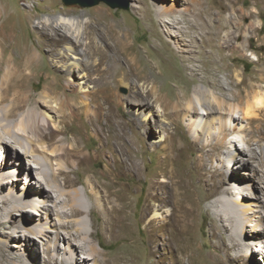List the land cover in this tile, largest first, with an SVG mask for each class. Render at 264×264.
Here are the masks:
<instances>
[{
  "label": "bare ground",
  "instance_id": "bare-ground-1",
  "mask_svg": "<svg viewBox=\"0 0 264 264\" xmlns=\"http://www.w3.org/2000/svg\"><path fill=\"white\" fill-rule=\"evenodd\" d=\"M148 1L150 7L160 4L158 0H152V4ZM163 7L156 16L163 19L158 21L166 28L165 34L173 37L175 31L170 27L177 26L179 34L185 37H177L181 62H178V67L170 69L179 78L172 87L181 94H172L174 97L165 104V110L170 107L176 111L179 108L185 110L191 117L189 128L196 141L214 138L217 128L213 115L224 110L228 111L226 117L229 120L239 123L244 118L233 113L240 109L252 127L250 139L245 140L246 146L236 145L230 155L233 172L214 169L198 176L208 187V197L214 198V220L216 230L222 236L220 247L223 254L212 251L203 263L197 259L196 263L227 264L231 261L241 264L243 256L248 264H260L256 261V253L260 252L258 243H264V156L257 155L250 142L255 135L258 141L263 138L261 126L264 118L261 112H264V91L256 90L259 86L252 81L253 78L245 83L242 74L231 68L227 63L228 57L224 55L225 50L244 52L251 46L235 44V36L242 33V27L230 28L214 23L211 13L206 14L203 23H192L185 28L174 18L175 8ZM33 19L29 8L19 9L8 0H0V212L11 213V220L2 226L0 235L8 238L7 230L15 229L19 232L16 237H23L25 241L36 239L31 235H37V221L40 219L36 215L49 214L55 219V235L38 232L41 238L49 239L45 248V264H135L134 256L123 255L118 252L119 248L112 254L104 250L112 241L127 240L133 234L128 223L132 203L119 180L124 175L142 173L138 162L140 150L126 144V125L120 123L114 113L120 97L116 85L130 81L134 76L138 80L147 79L148 74L159 76L161 64L169 67L168 62L175 65L177 61L169 56L165 61L153 60L151 52L146 50L144 62L143 56L136 53L130 44V34L115 26L108 25L100 33L106 42L103 48L94 38V29H83L82 22L70 20L69 30H73L70 33L59 21H41L35 25ZM25 31L33 35V40L30 37L23 39ZM196 39L210 47L205 59L195 55ZM85 40L87 42L83 43ZM156 42L159 41L154 38L151 44L157 53L155 57L165 48L154 44ZM72 54L82 59L71 63ZM96 56L100 59L95 60ZM122 58L127 63L124 66L121 65ZM47 59H51L53 64H49ZM44 67L48 73L37 95L32 85ZM261 67V75L255 80L258 83H264V62ZM219 74L224 77L218 78ZM182 75L191 76L192 83L199 77L207 79L209 85L197 86L191 96L185 95L190 86L180 79ZM153 82L152 94L156 96V102H162L156 80ZM216 91L220 94L217 95ZM243 91L246 92L245 97ZM237 99L239 106L230 103ZM142 106L148 107L149 104L145 101ZM83 116L84 125L89 126L88 135L99 139L100 147L97 149L90 150L87 139L81 143L84 126L77 122H81ZM257 121H261L258 126L254 124ZM139 124L137 121L136 125ZM115 149L121 151L123 158L120 163L112 165ZM221 149L220 142L203 144L199 149L203 152L199 164L204 166L214 156L220 157ZM9 157H12L15 170H8ZM106 157L108 161L103 162ZM244 158H247L246 164ZM102 163L103 169L92 168ZM25 171L29 172V177L20 187L19 181ZM30 176L35 179H30ZM79 186L84 188L85 194ZM190 187L193 189L194 184L179 178L171 169L164 175L156 173L149 179L147 203L140 215L141 221L150 218L147 228L149 246L153 247L152 244L157 242L155 233L160 229V214L155 201H158L163 188L164 193L172 189L176 192L172 215L181 229L180 233L185 235L195 229L192 222L195 209L188 194ZM235 193L241 195L233 198ZM245 197L255 199L257 209L245 208ZM250 214L254 217L250 218ZM87 215L92 222L87 220ZM99 215L102 217L100 224ZM100 234L111 242L98 239ZM6 243L0 241V264H42L34 262L32 254L25 256L12 252ZM131 243L136 244L137 241ZM149 256L155 257L150 264H160L159 251L152 249ZM187 257L189 264H196L195 253ZM262 257L264 259V255ZM181 258H177L176 264Z\"/></svg>",
  "mask_w": 264,
  "mask_h": 264
},
{
  "label": "rangeland",
  "instance_id": "rangeland-1",
  "mask_svg": "<svg viewBox=\"0 0 264 264\" xmlns=\"http://www.w3.org/2000/svg\"><path fill=\"white\" fill-rule=\"evenodd\" d=\"M8 1L19 9L29 8L31 14L34 15L33 21L35 25L40 24L41 21H46L48 23L59 21L63 25V28L71 33L73 30H69V21L75 20L76 22H82L83 29L88 27L94 29V38L103 48H105L106 42L100 33L104 32L108 25L115 26L117 29L121 28L120 30L130 34L131 38L129 42L132 44L135 52L143 56L144 62V51L146 50L151 52V58L153 60L159 58V61H165V58L169 56L174 61H177L174 62L175 65L168 62V65H170L169 67L164 66L165 63L161 64L160 69L162 73H160L159 76H151V74H148L149 76L147 79L139 80L134 76L130 81L116 85V92L120 97L117 104L114 106V113L119 122L125 123L126 125V144L131 146V148L137 147L140 150L138 162L142 168V173L141 175L133 173L124 175V177L119 180L124 184L125 190L128 193V200L132 203L130 210L131 215L128 223H130L133 234H130L127 240L119 239L112 242L101 234L97 238L103 242H111L110 247H104L107 253L112 254L119 248L118 252H122L123 255L134 256L135 264H150L153 259H155V257L149 256L152 249L159 251L161 256L160 264H176V260L177 258L179 259V257L182 258L178 264H189L187 256H190L191 253H195L197 256L194 259V263H196V259L199 263H203L204 259L206 257L208 258L212 251H218L220 255H222L223 251L220 247L222 236L217 232L214 220V207L212 204L214 198L208 197V187L198 176L201 172L206 173V171L214 169H220L223 172H228V170L233 172V162L230 160V155L235 150L236 145L246 146L245 140L250 139L249 134L252 132V127L248 121V117H244L240 109H236L235 113H233L235 116L244 118V120L241 119L239 123L238 121L229 120V118L226 117L228 111L224 110L222 113L217 112L214 113V117L212 116L216 120L215 128H217L214 138L207 139L206 141H196L190 132L189 124L191 117L187 116V112L182 108L176 111L173 107L165 110L164 106L168 100L173 98L175 94H181L180 91H177L176 87H172L174 84L178 83L179 78L171 71V68L175 66L178 67V62H181V54L177 51V37L179 36V38L181 37L182 39L185 37L179 34L177 26H169L170 29H173L175 32L172 33L174 35L173 37L167 36V34H165L166 28L158 21L163 19H159L156 15H159L161 10L164 9L163 6H167L175 8L176 13H174V18L180 22V26L182 25L185 28L191 26L192 23H203V18L206 17L207 13L213 14L214 23L225 25L230 28L242 27V33H237L235 36V44H244L247 48L249 46H251V48L244 52H236L235 49L225 50L224 55L228 57L227 63L231 68L236 69L242 74V78L246 80L245 83L253 78L252 81L259 86L256 90L264 91V83L255 81L257 77L261 75V65H263L264 62V0H158L160 4L157 6L152 5V7L149 6L148 0H117L123 4H128L127 9L112 8L104 2L91 7H81L79 5H66L63 0ZM150 2L152 4V0H150ZM165 20L168 21L170 19ZM108 31L110 33V30ZM29 37L30 40H33V35L31 33L29 35L28 31H25L23 39L28 40L27 38ZM154 38L159 41L154 44L158 43V45L165 46L164 50L160 49L161 51L158 52L157 57H155L157 53L151 48ZM86 42V40L83 41V43ZM194 46L197 51L195 55L205 59L204 55L210 50V47L199 39H196ZM84 48L85 47H83V49ZM200 51L202 53H199ZM81 59L82 57L78 55H71V63L74 61L79 62ZM94 59L98 60L100 57L96 56ZM48 62L49 64H53L51 59L48 60ZM126 64V61L122 58L121 65L124 66ZM47 73L48 69L44 67L41 75L34 81L32 88L35 94L38 95L41 92L45 84ZM81 76H83V73ZM219 77H224V75L219 74L218 78ZM190 78L191 76L189 75L184 77L183 75L180 76L181 80L184 79V81H186H183V83L189 84L190 86L189 91L185 95L191 96L197 86L209 85L207 79L202 80V78L199 77L196 79V82L192 83ZM154 79L156 80V86L159 90L162 102H156V96L152 94ZM65 84H67V81H65ZM216 93L217 95L220 94L219 91H216ZM243 95L245 97V91H243ZM145 101L148 102V107L142 106ZM184 101H186V99H184ZM230 103L235 104V106H239L238 104H240L238 99L231 100ZM243 105H246V103ZM261 113L264 118V112ZM192 116L195 117L196 115ZM146 117H148L149 120H146ZM84 120L85 117L83 116L82 121L77 122L84 126V137L81 143L84 144L83 140L87 139L90 150L97 149L100 147L99 139L88 135L89 126L84 125ZM137 121L140 122L139 125H136ZM260 123L261 121H257L254 124L258 126ZM262 124V132L259 130L263 137L262 140L258 141V137L255 135L250 144L257 155L264 156V119ZM235 126H237L236 131H234ZM225 127H227L226 132ZM224 134H226V136ZM218 142L222 145V151H220L221 156H214L205 163L204 166L199 164V157L203 155V152L199 150L202 145L205 143L213 145ZM1 149L0 147V151ZM114 153L115 160L111 161L112 165L120 163L123 158L120 150L115 149ZM8 159L7 161L10 163L8 170H15L13 161H11L12 157ZM244 159L245 161L243 162L246 164L247 158ZM102 161L107 162L108 157L105 159L103 158ZM103 166L102 163L98 166L93 165L92 168L94 170L103 169ZM169 169L173 170L179 178L188 180L191 185L194 184L193 189L190 187L188 194H190L192 198L191 201L193 205L191 206L195 209L192 216L195 229L187 232L185 235L180 233L181 229L174 221L175 216L172 215L173 205L177 199L176 192L172 189L164 193L165 190L163 188L160 191L158 201H155L160 214V229L155 233L157 242L156 244H152L153 247H151L148 244L150 243V234L147 229L149 228L148 222L150 218L141 221L140 215L147 203L149 179L156 173H162V175H164ZM246 176H248V174ZM250 176L251 175H249V177ZM28 177L29 172L25 171L22 174V179L19 181L20 187L25 185ZM161 178L163 181H166L164 176ZM30 179L34 180L35 178L30 176ZM78 188L85 194V190L82 186ZM239 194L241 195V193H235L232 197L238 198V196H240ZM243 203L249 205H245V208H248V210L253 211L257 209L255 207V199L245 197ZM249 217H254V215L250 214ZM36 218L40 219L37 221V235L31 234L35 236L36 239L25 241L23 237H16L19 236V232H15V229H9L7 231L10 240L0 235V241L5 243L7 241L6 244L9 245V249L12 252L25 256H31L32 254L34 262L38 261L45 264L44 259L47 257L45 248L47 247L49 239L46 237L41 238L38 232L46 231L50 236H54L57 228L55 226V219L49 214H44L42 217L36 215ZM101 218L100 216L99 224L102 221ZM9 220H11V213L1 211L0 230L4 224H8L7 222H9ZM87 220L92 222L91 217L88 215ZM135 240L137 241L136 244L131 243ZM98 242L99 241H97V244ZM257 242H259V240ZM183 248L186 250H183ZM258 249L260 252L259 254L256 253V261L260 264H264V259L262 257V255H264L263 242L258 243ZM244 254H247V252ZM241 259L243 264H248L244 262L246 261L245 257L242 256ZM157 260H159L158 257ZM227 264L235 263L227 261Z\"/></svg>",
  "mask_w": 264,
  "mask_h": 264
},
{
  "label": "water",
  "instance_id": "water-1",
  "mask_svg": "<svg viewBox=\"0 0 264 264\" xmlns=\"http://www.w3.org/2000/svg\"><path fill=\"white\" fill-rule=\"evenodd\" d=\"M66 5H79L81 7H91L95 6L101 2H104L111 6L112 8H128V4H123L120 1L117 0H92V1H86V0H63Z\"/></svg>",
  "mask_w": 264,
  "mask_h": 264
}]
</instances>
